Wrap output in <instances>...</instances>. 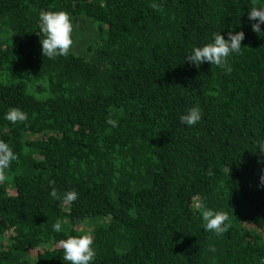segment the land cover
Here are the masks:
<instances>
[{
    "label": "trees",
    "instance_id": "trees-1",
    "mask_svg": "<svg viewBox=\"0 0 264 264\" xmlns=\"http://www.w3.org/2000/svg\"><path fill=\"white\" fill-rule=\"evenodd\" d=\"M254 6L264 0H0V142L17 156L0 180V264H69L59 241L87 230L91 264H264ZM44 11L91 21L95 42L43 55ZM229 31L244 33L231 72L185 61ZM194 106L201 120L182 124ZM13 108L26 120L5 119ZM201 201L228 217L220 235Z\"/></svg>",
    "mask_w": 264,
    "mask_h": 264
},
{
    "label": "clouds",
    "instance_id": "clouds-1",
    "mask_svg": "<svg viewBox=\"0 0 264 264\" xmlns=\"http://www.w3.org/2000/svg\"><path fill=\"white\" fill-rule=\"evenodd\" d=\"M248 20L255 21L251 24L252 30L256 33L261 32V25L264 24V7H252L249 9ZM40 32L43 34V40H40L42 54L49 58L57 55L66 56L69 53L73 43L71 33L73 25L70 16L64 11H44L39 16ZM244 40V33L232 32L227 33L225 39L220 32L213 33L211 42L201 47H193L186 55L185 61L196 66L202 63H209L221 69L231 72L229 57L239 54L241 51V42ZM27 115L17 108L10 109L6 115L11 123L26 120ZM202 118V112L199 107H190L180 116V122L187 126H195ZM258 151L264 155V139L257 142ZM17 156L7 143L0 142V180L4 177L3 170L7 169L11 162L16 160ZM53 199L72 203L78 199V193L73 191L65 192L62 196L58 194L55 188L50 191ZM198 208L202 211V219L206 221L204 229L220 235L226 230L228 217L218 211H214L205 206L201 201ZM55 232H61V224L57 222L52 226ZM64 252V259L69 264H91L95 256L93 241L90 235L69 236L59 241Z\"/></svg>",
    "mask_w": 264,
    "mask_h": 264
},
{
    "label": "rangeland",
    "instance_id": "rangeland-1",
    "mask_svg": "<svg viewBox=\"0 0 264 264\" xmlns=\"http://www.w3.org/2000/svg\"><path fill=\"white\" fill-rule=\"evenodd\" d=\"M96 30V25L89 20H75L71 33L73 43L70 47V51L78 54H82L83 52H85L87 45L95 42ZM9 190V192L13 194V190ZM79 229H84V227H81ZM86 235H91V230H87Z\"/></svg>",
    "mask_w": 264,
    "mask_h": 264
}]
</instances>
